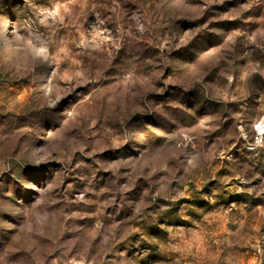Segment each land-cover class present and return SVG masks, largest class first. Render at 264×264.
<instances>
[{
  "label": "rangeland",
  "instance_id": "374dc122",
  "mask_svg": "<svg viewBox=\"0 0 264 264\" xmlns=\"http://www.w3.org/2000/svg\"><path fill=\"white\" fill-rule=\"evenodd\" d=\"M264 0H0V264H264Z\"/></svg>",
  "mask_w": 264,
  "mask_h": 264
},
{
  "label": "built area",
  "instance_id": "2783aa9c",
  "mask_svg": "<svg viewBox=\"0 0 264 264\" xmlns=\"http://www.w3.org/2000/svg\"><path fill=\"white\" fill-rule=\"evenodd\" d=\"M256 129H257V133L259 134V135H264V121H261L258 125H257V127H256Z\"/></svg>",
  "mask_w": 264,
  "mask_h": 264
}]
</instances>
